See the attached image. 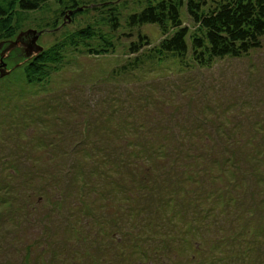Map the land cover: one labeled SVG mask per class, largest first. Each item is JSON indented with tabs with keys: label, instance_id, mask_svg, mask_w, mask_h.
Wrapping results in <instances>:
<instances>
[{
	"label": "rangeland",
	"instance_id": "rangeland-1",
	"mask_svg": "<svg viewBox=\"0 0 264 264\" xmlns=\"http://www.w3.org/2000/svg\"><path fill=\"white\" fill-rule=\"evenodd\" d=\"M56 7L49 0L26 12L0 41V264H264V34L246 53L197 64L189 52L150 54L164 35L143 23L124 29L129 33H120L107 54L66 48L56 70L29 83L26 53L60 40L85 18L66 14L58 27L46 26ZM138 33L149 42L128 53ZM189 134L195 145L211 136L239 142L225 171L193 152L197 159L186 169L154 170V154L188 151L189 141L178 137ZM104 146L108 158L120 154L116 168L98 165L95 154ZM218 155L229 162L228 154ZM196 161L204 169L189 168ZM93 165L102 173H90ZM54 174L61 179L48 184ZM83 176L95 186L90 194ZM19 181L33 188L45 181L44 197L29 187L19 203L9 198L7 183ZM135 231L162 247L153 253V244L125 246ZM146 248L150 256L143 258L139 250Z\"/></svg>",
	"mask_w": 264,
	"mask_h": 264
},
{
	"label": "trees",
	"instance_id": "trees-1",
	"mask_svg": "<svg viewBox=\"0 0 264 264\" xmlns=\"http://www.w3.org/2000/svg\"><path fill=\"white\" fill-rule=\"evenodd\" d=\"M47 1L49 0H0V41L8 39L11 36L12 32L19 27L20 21L24 18L23 16L26 12L38 10L46 4ZM54 1L57 7L52 10L53 19L51 22L47 21L45 23L46 26L58 27L57 23L61 18L66 17V14H68V20L73 19V16H85V18L81 19V24L75 25L71 30H63L60 40L47 47H41L38 52L29 57L24 66L25 78L29 83L45 80L52 71L56 70L66 58L64 53L66 48H72L76 51H85L88 55L107 54L115 50L116 41L120 33L124 35L129 33L125 31L122 33L124 29H130L143 23L157 24L164 35L157 45L151 48L150 54L160 58L165 52L178 53L180 55L189 52L190 57L197 64L206 63L213 57H221L223 55L239 56L246 53L250 49L260 45L261 36L264 34V0ZM59 28H61V24ZM148 42L147 36L138 33V39L136 41H130L126 49L128 53H137L141 46ZM191 136L192 134L178 137L180 138L178 141H189L188 151L183 148L181 151L175 149L174 153L169 155L170 152L173 151L167 148L163 151L160 149L158 151L159 153H155V160L159 161L157 163L155 162V167H153L154 170L162 171L163 168L170 166V170H172L171 173H173L177 167L180 168L182 166L183 169H186L188 164L197 159L194 155H191L193 152L195 155H199L204 162L206 161L205 163L210 162L216 164L217 167L222 168V171H225V165L231 162V152L235 148L236 143L238 144L239 142H235L234 139H231L225 144L222 140L220 141L219 137L214 138L211 136L206 139L205 145H195L193 142L195 140H189ZM174 139L176 140L177 137H174ZM52 146L53 144L50 143L49 147ZM192 146L195 147V150L197 149L196 152L191 150ZM105 148L106 146L103 147L104 151L101 150L100 153L95 154L97 155L95 159L101 157L98 159L100 161L98 165L105 162L108 163L109 161L110 165L108 169H113L112 166L116 168L117 164L115 160L121 161V159L118 158L120 154L116 157L113 156L112 158H108ZM66 152L67 151L63 150L61 153ZM97 152L98 150L90 153ZM102 152H104V154H101ZM222 152L228 154L230 158L229 162L224 163L223 161H218V154ZM127 162H130V160H127L126 163ZM196 162L197 164H193L189 168H194L195 171L204 169L202 165L199 164V161ZM232 163V165H235V161H232ZM102 171V168L93 165L89 172L98 175L102 173ZM86 172L87 171L83 173V171H80L79 174L86 176ZM147 172H143V174ZM27 173L32 175L28 170H26V174ZM35 175H38V173L35 172ZM84 176V183L81 187L84 191L85 188H87L88 191L86 192L90 194L95 186H93L89 180L87 183ZM145 176L146 175H143L142 178L146 179ZM60 179L61 175L54 174L51 176V180H48V184L53 181L56 183ZM173 182L178 184L180 180ZM8 185L9 182L5 187L9 193L7 196L14 199L16 202L18 201V203L21 201L20 192L29 187L33 188L31 185H26L24 181ZM46 185L44 181L43 185L34 186L32 191L38 189L34 191L39 193L37 198L44 197L43 193ZM123 186L124 189H126L128 185L126 184ZM0 188L2 189L1 185ZM94 189L98 190L100 187L96 186ZM78 194H80V191L76 192L74 196ZM224 194L225 192H221L217 196H224ZM26 203V201H23L21 206H19L20 209H17V212H22ZM224 204L223 208H225L224 206L229 207L228 202ZM27 207H30L29 204H27ZM57 214L58 210L52 212L53 216ZM71 214L70 212L69 215ZM102 218H104L103 215L100 219ZM105 218H108V216ZM87 219L89 220V218ZM196 219H198V217H196ZM100 222L102 221L98 220L99 225ZM70 227L71 230H76V225L71 224ZM156 227L158 230V226ZM152 228L153 231H155L156 228L150 227V230ZM84 231L86 233L87 228H85ZM126 231L121 230L123 235L127 233ZM104 234H106V232ZM132 234L133 237L130 241L127 240V236L125 237L127 240L124 242L126 243L125 246L130 244V242L133 243V245L139 244V242L148 243L149 245L153 244L152 249H150L153 253L158 252V246L159 248L162 247L159 241L157 245L154 236L152 239H149V237H147L149 234L143 233L142 231H135V233ZM113 237H115V243L119 244L120 242L122 244L117 235H113ZM79 238L81 239V237ZM175 238H177V233H175ZM168 240H173L171 235ZM81 241L80 245H83L85 239L82 238ZM70 243H72V241ZM43 244L45 245L44 241ZM129 251L131 252V250ZM139 251H141L140 255L143 258L150 256L148 248ZM75 253L73 257H76ZM109 253L112 254V256L115 255V253ZM133 253H135V250ZM120 255H123L122 252ZM124 255H126V253ZM136 255L138 256V254Z\"/></svg>",
	"mask_w": 264,
	"mask_h": 264
},
{
	"label": "water",
	"instance_id": "water-1",
	"mask_svg": "<svg viewBox=\"0 0 264 264\" xmlns=\"http://www.w3.org/2000/svg\"><path fill=\"white\" fill-rule=\"evenodd\" d=\"M40 49H41V46H35V48H33L34 51L33 50H32L33 52L29 51V52L26 53V55L31 56L34 53L38 52Z\"/></svg>",
	"mask_w": 264,
	"mask_h": 264
}]
</instances>
